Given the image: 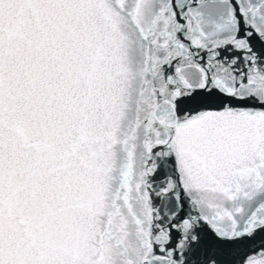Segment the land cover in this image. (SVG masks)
Instances as JSON below:
<instances>
[{
  "label": "snow or ice",
  "instance_id": "obj_1",
  "mask_svg": "<svg viewBox=\"0 0 264 264\" xmlns=\"http://www.w3.org/2000/svg\"><path fill=\"white\" fill-rule=\"evenodd\" d=\"M0 264H264V0H0Z\"/></svg>",
  "mask_w": 264,
  "mask_h": 264
}]
</instances>
